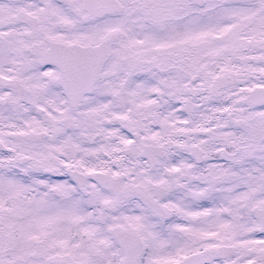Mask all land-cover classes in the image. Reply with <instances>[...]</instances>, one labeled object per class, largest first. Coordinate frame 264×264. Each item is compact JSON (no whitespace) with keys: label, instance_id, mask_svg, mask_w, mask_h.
I'll return each mask as SVG.
<instances>
[{"label":"snow or ice","instance_id":"1","mask_svg":"<svg viewBox=\"0 0 264 264\" xmlns=\"http://www.w3.org/2000/svg\"><path fill=\"white\" fill-rule=\"evenodd\" d=\"M0 264H264V0H0Z\"/></svg>","mask_w":264,"mask_h":264}]
</instances>
